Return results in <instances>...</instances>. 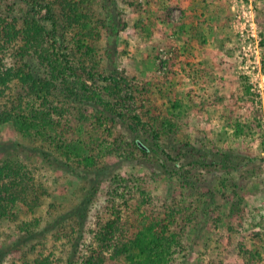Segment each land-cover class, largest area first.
Listing matches in <instances>:
<instances>
[{
  "label": "trees",
  "instance_id": "1",
  "mask_svg": "<svg viewBox=\"0 0 264 264\" xmlns=\"http://www.w3.org/2000/svg\"><path fill=\"white\" fill-rule=\"evenodd\" d=\"M93 1L0 0V125L11 124L30 146L36 147L44 163L57 169L67 167L79 178V185L70 193L69 205L63 208L53 202L47 210L50 218L46 228L55 240L68 244L66 264H183L179 258L194 218L187 196L177 209L145 212L143 206L153 207L146 192L150 173L128 178L112 173L108 198L98 209L96 202L103 184L98 174L108 170V165L101 166L102 156L115 153L125 161L137 159L169 175L175 173L172 168L178 169L186 162V176L182 177L188 191L197 190L193 182L197 184L198 180L192 177L195 170L202 177L219 164L231 175L239 172V165L226 153L215 154L219 157L215 160L202 145L196 157L192 152H176L174 146L178 143L190 148L193 142L187 133L189 112L183 109L171 82L180 68L175 64L180 57L178 51L165 63V72L157 82L138 83L137 79L108 75L99 69L95 42L101 40L104 29L109 52L112 39L120 32V22L109 13L108 4L103 5L106 18L95 21L90 9ZM186 1L176 5L182 11L180 21H172L168 10H160L158 16L181 35L187 29ZM138 2L132 0L129 6L139 11L144 7ZM141 28L150 33L147 26ZM6 56L10 65L4 63ZM200 78L206 82L204 75ZM11 84L15 91L6 98ZM155 96L162 102L167 100L169 106L163 112L155 105ZM215 96V92L209 94L206 90L187 92L189 101L195 103L193 98H197L202 107L214 102ZM5 98L8 100L2 103ZM120 124L128 127V135L121 133ZM233 127L235 136L246 128L238 123ZM247 128L252 132L250 126ZM141 138L148 144L140 143ZM105 143L108 146L102 148ZM6 151L0 159V225L19 221L20 213L36 214L48 195L26 165L12 156L15 148ZM243 174L238 183L223 180L221 189L226 192L231 187L238 199L236 188L250 178ZM238 212V205L232 202L230 214L237 216ZM20 226L25 235L12 246L37 239L45 227H40L37 218ZM259 235L255 233L254 240L259 241ZM239 251L252 262L253 251L244 250L241 244ZM26 264L52 262L40 256Z\"/></svg>",
  "mask_w": 264,
  "mask_h": 264
},
{
  "label": "rangeland",
  "instance_id": "2",
  "mask_svg": "<svg viewBox=\"0 0 264 264\" xmlns=\"http://www.w3.org/2000/svg\"><path fill=\"white\" fill-rule=\"evenodd\" d=\"M131 1L94 0L90 4L95 21L102 22L106 18L103 5L108 4L107 10L120 22V32L112 39L109 52L108 34L104 29L101 40L95 42L99 69L108 75L137 79L138 83L142 80L157 82L165 72V63L178 51L180 57L175 64L180 68L171 82L185 106L183 109L189 112L187 133L193 142L190 148L178 143L174 146L176 152H192L196 157L202 145L215 160L219 154H230L231 161L239 165V172L229 175L219 164L202 177L195 170L192 177L197 178L198 183L192 180L197 190L188 191L182 177L187 171L186 162L178 169L172 168L175 173L169 175L156 165L137 159L125 161L115 153V156L104 154L101 166L108 165V170L98 174L103 184L97 208L108 198L106 191L112 173L128 178L141 177L148 171L146 192L153 207L143 206L145 212L153 209L165 212L168 207L177 209L186 196V203H192L194 218L184 238L185 251L179 258L183 264H264V0H205V3L187 0V29L183 35L172 24L158 20L160 10H168L172 21H180L182 11L176 5L182 6L181 0H138L144 7L139 11L129 6ZM142 25L147 26L150 33L143 30ZM4 63L10 65L9 56ZM197 64L202 66L195 67ZM203 75L204 83L200 78ZM14 87L10 85L6 98L15 91ZM201 87L216 95L214 102L203 107L197 98H193L195 103L187 98L188 91L199 93L203 91ZM6 98L2 103L8 100ZM153 101L162 112L169 106L167 100L162 102L158 96L153 97ZM236 123L246 126L239 136L233 132ZM121 126V133L128 135V127ZM108 143H112V139ZM140 143L148 144L145 138H141ZM11 147L15 148L12 156L16 155L26 165L48 195L36 214L20 213L19 221H5L0 225V264H26L27 260L40 256L49 257L52 264H66L68 244L62 239L55 240L46 228L50 218L47 210L53 202L66 208L70 193L79 185V178L67 167L62 170L44 163L35 146H30L11 124H2L0 159ZM242 173L250 178L241 181V186L235 190L240 201L232 195L231 187L224 192L221 184L225 179L238 183ZM232 202L238 205L237 216L230 214ZM35 218L39 219L40 227L45 226L38 238L12 246L24 234L20 224ZM255 233L260 234L259 241L254 240ZM240 244L244 250L253 251V257H249L251 263L243 258Z\"/></svg>",
  "mask_w": 264,
  "mask_h": 264
}]
</instances>
